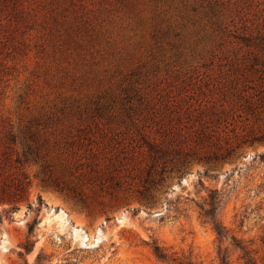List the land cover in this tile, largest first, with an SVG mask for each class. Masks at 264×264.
I'll use <instances>...</instances> for the list:
<instances>
[{"label":"rangeland","instance_id":"374dc122","mask_svg":"<svg viewBox=\"0 0 264 264\" xmlns=\"http://www.w3.org/2000/svg\"><path fill=\"white\" fill-rule=\"evenodd\" d=\"M21 172L0 264H219L211 191L262 264L264 0H0V189Z\"/></svg>","mask_w":264,"mask_h":264},{"label":"trees","instance_id":"16d2710c","mask_svg":"<svg viewBox=\"0 0 264 264\" xmlns=\"http://www.w3.org/2000/svg\"><path fill=\"white\" fill-rule=\"evenodd\" d=\"M0 189V201H16L22 197V194L26 193L28 182L24 173H19L18 176L6 180L1 183ZM220 205L219 194L216 191H211L208 195L207 202L202 203L199 208V218L203 223H207L211 226L216 235V239L219 242L218 247V259L219 264H230L229 255L226 254V247L221 249L222 243L228 238L231 239L234 249L240 251V255L237 257L240 264H258L257 259L251 255V249L246 244L229 235L228 230L222 225L218 218V209ZM31 228L29 229V233ZM23 245L25 251H29L28 242ZM152 253L156 260L161 264H194L190 258L183 255H178L175 252H169L165 247L160 246L156 242H153ZM39 260V255L37 256ZM261 263L264 264V256L261 259Z\"/></svg>","mask_w":264,"mask_h":264}]
</instances>
